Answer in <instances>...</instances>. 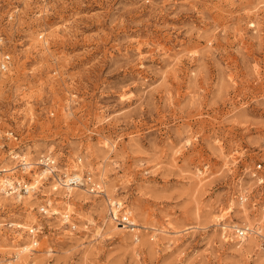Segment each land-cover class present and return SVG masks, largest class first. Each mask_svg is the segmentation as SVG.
<instances>
[{"label":"rangeland","instance_id":"1","mask_svg":"<svg viewBox=\"0 0 264 264\" xmlns=\"http://www.w3.org/2000/svg\"><path fill=\"white\" fill-rule=\"evenodd\" d=\"M0 36V189L39 179L0 190V264L32 227L24 264H264V0H0ZM47 153L103 192L53 191Z\"/></svg>","mask_w":264,"mask_h":264},{"label":"built area","instance_id":"2","mask_svg":"<svg viewBox=\"0 0 264 264\" xmlns=\"http://www.w3.org/2000/svg\"><path fill=\"white\" fill-rule=\"evenodd\" d=\"M6 45L4 42L3 36H0V74L6 73L11 65V57L10 54L5 50ZM5 141L13 140L14 142H18V136L13 131H7L4 135ZM17 149V148H16ZM12 150L15 152V150ZM17 153V152H15ZM19 157V158H18ZM17 159V160H16ZM13 161H16V169L19 170L21 173L26 174V171L29 169L27 168V162L20 157L19 154H17L16 158L13 159ZM79 160L77 161V163ZM37 165L40 166L41 169L46 170L48 179L52 181L53 183V191L61 190L66 196L69 190H79V188H85L87 189V192L90 194H101L103 192L102 188L99 189L100 184H95L96 182L92 183L90 182V176H80L78 171H72L70 174L67 173H59L58 171V164L56 163L53 156L50 154H42L39 156L37 160ZM31 166V164H30ZM9 185H6L4 188L8 191L10 196H13L15 199H17L18 196L24 197L29 195L32 191L30 189V184L25 181L24 179H13L9 178ZM54 188H56L54 190ZM69 189V190H67ZM120 206L113 205V211H112V218L113 221L120 227L123 228H129L130 230L135 228L133 226V222L131 220V217L125 213V211H122L120 214L118 209ZM121 210V209H120ZM40 214L47 215L50 212V206L46 204L45 206L41 207L39 209ZM52 214V213H51ZM70 215H68L67 221H62L64 225H69L70 229H75L74 225L69 223ZM42 230L38 227H32L28 229V236L30 237V250H34L38 245V237L41 235ZM251 229H236L234 234L235 237L238 238V240H241L245 238L249 233ZM251 234V233H250ZM32 248V249H31ZM16 259V256L13 258V260Z\"/></svg>","mask_w":264,"mask_h":264},{"label":"bare ground","instance_id":"3","mask_svg":"<svg viewBox=\"0 0 264 264\" xmlns=\"http://www.w3.org/2000/svg\"><path fill=\"white\" fill-rule=\"evenodd\" d=\"M16 157V156H15ZM14 157V158H15ZM14 158H12V160L14 159ZM19 158V157H18ZM22 159H24L23 158V156H22ZM17 160V159H16ZM24 160H26V159H24ZM7 162V161H6ZM5 163V162H4ZM29 163V162H28ZM27 163V164H28ZM31 164V163H30ZM30 164H28L27 165V168H29L27 171H26V174H29V173H31L32 172V164H31V166H30ZM9 167V166H8ZM72 171H78V168H74ZM71 171V172H72ZM7 172H10V169L9 170H7V169H4L3 171H1V169H0V174L1 173H7ZM78 172H80V171H78ZM41 173V175H47V172H46V170H43L42 169V171L40 172ZM32 175V174H31ZM80 177V176H79ZM36 178V177H35ZM33 179L34 181H33V183H31L30 184V189H31V191L33 192V191H35L36 190V184L39 182V179ZM9 180L8 179H3L2 180V185H1V187H2V189H0L2 192V194L4 195V197H10L11 198V196L9 195V193H8V191L7 190H5V186L6 185H9ZM56 188H54V190H55ZM67 190H69V189H67ZM78 190V189H77ZM84 190V189H83ZM58 191V190H57ZM73 191V190H72ZM71 190H69L68 191V193H67V195H70L71 194V192H72ZM85 191H87V189H85ZM62 192V191H61ZM57 193H58V195L60 194V196H62L61 195V193L60 192H56V195H57ZM63 193V192H62ZM29 196V195H28ZM27 196V197H28ZM77 197H76V200L78 201L79 199H81V198H83V196L81 195V194H79L78 193V195H76ZM70 197V196H69ZM24 198H26V197H24ZM20 199H22V197H20V196H18L17 197V199L16 200H20ZM30 198L28 197V201L27 202H29L30 200H29ZM0 200H2V199H0ZM110 204H111V202H109ZM49 205V204H48ZM63 205H66L67 207H71V205H70V203H69V201H65L64 203H63ZM113 205H117V206H120L121 205V203H114V204H112V206ZM50 206V205H49ZM226 213H232V209H229ZM53 214L55 215V212H53ZM67 219H68V216L67 215H64V216H62V221H67ZM247 219V218H246ZM11 226H13V225H11ZM21 227H22V225H16V228L18 229V230H20L21 229ZM136 227V226H135ZM225 227V226H224ZM226 228V227H225ZM224 228V229H225ZM233 228V227H232ZM244 229H248V230H250L247 226H245L244 227ZM132 231H135L134 230V228L133 229H131ZM250 233H252V230L250 231ZM249 233V234H250ZM248 234V235H249ZM12 242V241H11ZM14 244V243H13ZM31 250L26 246V247H21L19 250H18V253L16 254V264H24V262H25V257L24 258H22L26 253H28V252H30ZM21 256V257H20ZM21 258H22V260H21ZM20 260V261H19ZM17 261H19V262H17ZM13 262V261H12ZM15 263V262H14Z\"/></svg>","mask_w":264,"mask_h":264}]
</instances>
